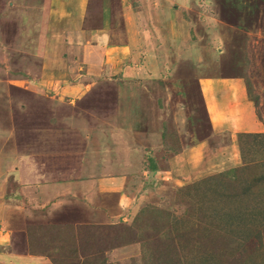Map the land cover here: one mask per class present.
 Listing matches in <instances>:
<instances>
[{
    "label": "rangeland",
    "instance_id": "1",
    "mask_svg": "<svg viewBox=\"0 0 264 264\" xmlns=\"http://www.w3.org/2000/svg\"><path fill=\"white\" fill-rule=\"evenodd\" d=\"M53 1L55 6L46 4L48 0H0V201L10 204L9 195L18 189L13 180L17 164L8 165L17 150L23 167L37 163L42 173L68 168L74 173L80 170L81 175L95 172L98 177L120 173L128 176L123 184L127 197L120 198L119 193L112 202L113 209L119 203L128 210L124 215L100 211V198L93 195L89 196L93 202L88 201V219L77 221L76 215L85 212L83 203H70L61 209L67 223L27 226L28 238L38 239L37 243L33 240L36 244L30 245L31 250L46 253L53 264H264V136L258 140L244 136L236 147L228 142L230 131L223 129L264 133V0H157L168 14L163 12L161 18L158 13L155 19L143 23L133 18L120 26L132 47L129 54L120 53L115 70L107 67L101 83L91 86L96 100L79 102L81 110L74 112L72 119L64 118L68 120L63 126L72 127L73 134L61 131L58 137L47 135L48 131L35 132L29 125L34 121L24 118L27 113L45 115V125L48 120H58L56 113L47 117L48 110L40 106L41 99L56 95L60 84L64 87L80 80L85 72L56 67L53 76L50 68L43 76L42 41L47 35L57 49L52 55L54 62L61 61L64 53H69L72 61L78 39L68 33L79 30L75 23L83 16L79 8L69 12L59 5L65 1ZM133 1L136 0H117L120 10L111 9L114 17L132 6ZM99 2L94 0V4ZM178 11L182 13L179 22ZM101 12L100 5H91L84 22H78L89 30L101 28L105 24ZM34 15L43 21L34 20ZM150 31H157L158 39L173 31L172 41L160 40L157 44L160 56L150 46L154 44L153 37L147 39L152 36ZM144 35H148L145 48ZM169 49H173V55ZM45 57L50 58L51 53H45ZM40 82L44 86L37 85ZM37 92L45 97L40 99ZM211 115L217 134L209 138L207 124ZM250 115L259 121V127L253 126ZM126 122L128 133L121 127ZM98 125L112 128L106 130L108 145L102 134L104 145L91 150V140L82 138L83 132ZM187 134L192 136V146L210 139L214 147L209 153L213 157L218 152L227 154V145L235 146L238 154L243 150L245 181L233 187L214 184L208 190L194 185L226 165L209 166L197 173L192 153L176 157L182 161L187 176L179 178L183 184H174L169 161L181 153L177 150L182 144L180 138L191 142ZM58 142L61 156L52 157L57 153L53 145ZM205 148L195 147L194 155L204 153ZM73 151L82 158L74 157ZM91 152L102 156L101 164L91 160ZM148 152L159 162L156 180L145 168ZM177 161L173 163L180 167ZM120 163L126 166L119 167ZM24 171L26 177L30 176L28 168ZM146 176H150L148 180ZM246 186H250L249 191ZM0 207L4 208V204L0 203ZM162 211L173 216L165 229L162 227L167 219L161 217ZM236 213L241 220L236 219ZM229 215L233 220L226 218ZM246 220L250 223L245 224Z\"/></svg>",
    "mask_w": 264,
    "mask_h": 264
},
{
    "label": "crops",
    "instance_id": "2",
    "mask_svg": "<svg viewBox=\"0 0 264 264\" xmlns=\"http://www.w3.org/2000/svg\"><path fill=\"white\" fill-rule=\"evenodd\" d=\"M61 1H65V2L64 3L61 2L59 3V5L61 6L63 5L64 8H66L69 12H71L72 10L75 12V9L79 8L80 9L79 13L83 14V16L80 15V19H83V22L84 19L86 18V13L90 11V6L96 5L98 7V5H100V10H102L101 16H103V18L105 19V24L101 28L89 30L85 26H82V23L79 24L78 21H80V19H78L77 23H75V26L79 30L72 29L68 33V35L73 36L74 39H78V42L76 43V47H78L77 48L78 50L75 51V56L78 57L74 56L73 57L74 59L72 61L69 59L70 54L64 53L63 58L60 57L61 61L54 62L52 55H55L57 49L53 47V44L51 41H49L47 35L46 38H44V41H42L41 43V47H40L41 52L45 48L44 57L42 61L43 63H41V65H43L42 67L43 76L49 73L48 72L49 68H50L49 74L53 76L54 74L53 71H55L56 67L58 69H64V70L78 68L79 70L84 69L85 71L82 74L83 77H80L81 78L80 80L77 79L75 82H70L68 85H65L64 87L60 84L59 85L60 88L56 89L58 91L56 95L49 96L47 98L43 95V93L41 94L37 92L40 96V99L45 97L41 99L40 106L43 104L45 108L48 110L45 111L47 117L50 116L51 114L55 115L56 113L57 115L55 116L59 117L58 120L53 121V123H51L48 120V125H45V121L43 120L44 118H46L45 115L38 116L37 114L31 115V113L30 114L27 113L30 116V118L28 119L29 121L38 119V121L42 123L40 126H33L32 124H29L32 127V129H36L35 132L39 131L45 133V131H48L47 135L50 136L56 134L53 136H57V137L58 134L61 133V131H63L65 135L73 134L74 129L72 127H69L67 124L63 126V122L65 120H68L64 118L65 117L68 118L71 116V118L69 119H72L74 117V112H77L78 109L80 108L77 106V104L79 102L84 101L85 99L93 98L92 97L93 93L91 92H94V90H91V86H96L95 85L96 83L97 85L101 83V81L99 80L103 77L107 67L109 68V71L115 70V67L118 65L117 63L119 61L118 59L120 53L123 54L126 53L125 55L129 54L131 45L129 41L125 39L123 35V31L120 26L123 27L125 26L126 23L129 24L133 18L135 19L138 18L140 20L139 23H143L145 21L149 22L150 18L151 20L155 19V16H157L158 13H159V17L165 14L163 12L167 13L164 7L161 6L160 2L157 3V0H152L151 2L150 0L133 1L132 6H129L128 9L125 8L124 10H122V13L117 14L115 17L111 9L116 8V10L117 9L118 11L120 10L119 6H117V0H100V2L97 4H94V0H79V2L77 0H61ZM55 2L56 1L48 0L46 4L50 6H55ZM118 4L121 6V3ZM113 6H117V7H113ZM172 6L176 7V4H172ZM156 8H159V10L154 12V9ZM92 11L95 12L93 8ZM176 16L179 22V20H181L182 18L181 11H178ZM37 17L39 16L34 15V20L43 21V18L39 20V18ZM62 20H66V19H62ZM118 22H122V24H117ZM150 29L153 30V28ZM180 30L183 29L181 28ZM156 33L157 31H150L149 34H151L152 36L148 37L147 39L153 37L154 44L150 46L151 48H154L153 53L158 54L160 56L161 51L159 50V46L157 47V44L160 42V40H166L168 41V43L172 41L173 31L170 34H167L165 36L163 35L160 39H158L159 37L156 36ZM147 36L148 35H144L143 37L144 48L146 46L145 39ZM167 47L169 46L167 45L166 49H168ZM122 48L123 51H120V49ZM174 48L176 49L175 44H174ZM95 49H100V52L97 53ZM169 50L171 51V49ZM49 52L51 53V57L50 58L45 57V53H49ZM73 61L76 62L74 63ZM76 64L77 66L74 67ZM124 67L125 66H123V68ZM158 67H161L160 63ZM170 67H172V63ZM95 79H97L96 82H94ZM91 82H94V84L92 85ZM43 83L44 82H40L37 83V85ZM40 86H44V85H40ZM94 100H96V98H93V101ZM64 105L67 106L66 109H64ZM72 111L73 113H71ZM250 116H251V123H253V126L255 128L259 127V123H258L259 121H257L256 118H254L252 115ZM24 118L27 119L28 117L25 116ZM108 127L109 125H98L97 127L91 128L90 131L86 130V132H83L82 138L91 140V150L93 149L95 150L98 147H102L104 145L101 136L102 134L106 136L108 132L106 130L112 129ZM121 127L122 129L126 130L127 133L130 130L128 122H126ZM225 130L230 131L227 133L231 134L230 140L228 142L230 141L233 142L234 145L236 144L237 147L238 140H236V138H238L237 136L238 132H233V130H229L228 128H226ZM252 132H258V131L253 130ZM186 136L190 138V140L192 141L191 135L189 136L186 135ZM215 137H217V135H215ZM71 139L76 140L75 137ZM180 140L182 143L181 153L176 155L175 158H171V161H169V167H171L169 172L172 175V182L174 184L178 185L184 183L181 182L179 178H182L183 176L181 175L187 172L182 170L184 169L183 167L184 165L182 164V161H177V158L179 157L178 159H180L185 154H188L189 157V155L193 153L192 154V157L194 158L193 161L196 162L197 163L196 166H198L197 173L199 172L203 173L205 168L206 170L209 169L208 168L209 166L215 167L216 165L219 166L226 165V167L224 168L226 169L232 166H238L242 163L240 154H238L237 151H235L236 150L235 146H228L227 143H225V145H227L226 148L227 149L230 148L227 154H220L218 152V155L216 157H213L209 153V151L211 150L210 148L213 146L212 141L210 139L198 141L197 143L199 144L195 146H192V144H188V142L185 143L184 140L181 138ZM104 141H105V145H108L107 136L104 139ZM156 141L159 142L160 139L157 138ZM42 142L44 141L42 140ZM110 145H112V143H110ZM199 145H201L202 148L203 146H205L206 147L205 151L204 153L200 151V153L199 154L196 153L197 156H195L194 150L196 149L194 148ZM225 145H222L221 147L223 148ZM53 146H55V150L57 153L56 155H52V157H60L61 153L59 152H61V150L58 148V146H60L59 142L57 144H54ZM71 147L69 149H77L76 147L74 148ZM72 153L74 157L80 159L82 158L81 154L79 155L78 153H74V151ZM205 153H209V154L205 155ZM91 154H92L91 160L95 159L96 165L101 164L102 156L95 155L92 152ZM11 155H12L11 157L12 161L8 162L9 163L8 165L11 166L13 164H17L15 167L16 169H14V171L18 175L15 174L13 180L18 184L17 186L18 189L14 194L12 193L11 195H9L11 201L10 204L9 203L5 204L4 200L3 202L0 201V203L4 204V208L0 207V264H7L8 261L10 264H53L52 260L46 253L31 250L30 245H32L33 240L37 243L38 239L35 240L34 238L33 240H30L28 238L27 226L33 224H39V223H46V224L67 223V221L63 219L61 216L62 213L61 209L64 206L68 207L70 203H80V204L83 203L82 207L84 208L85 212L83 213L82 216L81 213L76 215L77 221H85V219H88V216L91 213V208L89 207L90 203H88V201L93 202L92 199L89 198V196H93V195L98 196L100 198L99 208H98L100 211L101 210L103 212L108 211L111 214L119 215V214H123L124 212H127L128 210V209L124 210V208L126 207H123L124 205L121 204L119 205V203H118V207L114 209L112 208L113 206L112 202L114 201L113 197H115L114 195L118 197L119 193H121L120 198L127 197L126 194L127 191L123 192L124 190L123 184H124V180L128 179L129 177L123 176L122 173L117 174L116 176L110 175L107 177H98V175L95 174V172L94 174L81 175L82 173L80 170H78L79 172H77L80 174H77L74 173L73 169H68V168H58L57 170L47 169L42 173V171L39 169V164L37 163L26 164L23 167V165L20 162V158L17 154V150L15 151V153ZM217 157L220 158L218 159ZM173 160L177 161L180 167L177 164H174ZM103 165H105V162ZM173 165L174 168L172 167ZM123 166L126 165H124V163H120L119 167H123ZM24 168H28L30 170V176L28 177L25 176L26 173L24 171ZM67 169L69 170V172L66 171ZM45 172L47 173L44 174ZM205 174L208 173L205 172ZM184 175L187 176L186 174ZM197 176L198 175H196V177ZM203 176L205 175L203 174ZM22 184L23 186L22 188H20ZM100 203H102V205H100ZM23 236L24 239L21 238ZM41 241L42 240H40V242Z\"/></svg>",
    "mask_w": 264,
    "mask_h": 264
},
{
    "label": "trees",
    "instance_id": "3",
    "mask_svg": "<svg viewBox=\"0 0 264 264\" xmlns=\"http://www.w3.org/2000/svg\"><path fill=\"white\" fill-rule=\"evenodd\" d=\"M197 85H199V84L197 83ZM257 116H259V115H257ZM26 117H30L29 114H26ZM213 118H214L213 115L208 117L207 130L209 133V135H208L209 138L212 137L216 133L215 128H214V122L212 120ZM33 121L34 122L32 124H36L35 126H40L42 124L41 122L38 121V119H35ZM223 129H226V128H223ZM162 130H164V129H162ZM190 134H187V135L189 136ZM161 135H162V133H161ZM163 135H165V132L163 133ZM175 136L177 137V135H175ZM237 136H238V140H239L238 142L241 144L242 137H244V136H248L250 138H253L254 140H258L261 138V136H264V133L252 132V131L251 132L243 131V132H239ZM178 140H179V137L176 139V141H178ZM187 142H188V144H191L189 140H187ZM240 148H241V146H240ZM177 150L178 151L180 150L179 152H181L182 146H179ZM240 156H241V160H242V163L240 165L232 166V167L226 168L224 170H221L219 172L213 173L209 176H206L203 179L199 180L198 182L194 183V185L198 184L197 186H200V188L203 186V187H206V189L208 190L211 188V186H214V184L217 185V184H221V183H226L228 185V187L230 185L233 187L237 184V182H240V183L244 182L245 180L243 181V178H242L244 173L242 171H244L247 168V164H244L245 158H244L243 150H240ZM144 158H145V162H147V164H145V168H147V170L152 173V178H154L153 180H156L157 174L160 171V167L158 165L159 162H158L157 158L154 157V155L151 152L146 153ZM150 176H146L147 177L146 179L148 180V178ZM245 190L249 191L250 186H246ZM161 213H162L161 217L163 219H167V223H165L162 227L165 229V228L169 227L168 225H169L170 219L173 216H171V213L167 212V211H162ZM235 217H236V219L239 218L241 220V216L238 213H236ZM226 218H230L231 220H233V215L226 216ZM242 220H244V219H242ZM246 221H248V222H246ZM246 221H245V224L250 223L249 220H246ZM232 229H233V227H232ZM32 245L35 246L34 243H32Z\"/></svg>",
    "mask_w": 264,
    "mask_h": 264
}]
</instances>
